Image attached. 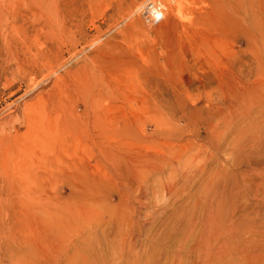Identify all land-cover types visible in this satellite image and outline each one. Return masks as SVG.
Returning <instances> with one entry per match:
<instances>
[{
  "label": "rangeland",
  "instance_id": "obj_1",
  "mask_svg": "<svg viewBox=\"0 0 264 264\" xmlns=\"http://www.w3.org/2000/svg\"><path fill=\"white\" fill-rule=\"evenodd\" d=\"M0 264H264V0H0Z\"/></svg>",
  "mask_w": 264,
  "mask_h": 264
},
{
  "label": "bare ground",
  "instance_id": "obj_2",
  "mask_svg": "<svg viewBox=\"0 0 264 264\" xmlns=\"http://www.w3.org/2000/svg\"><path fill=\"white\" fill-rule=\"evenodd\" d=\"M179 7V11L182 12L183 6L182 4H178ZM145 10V12L147 13L148 16V22L150 23H155V21H160L164 18L165 13H163L162 8L160 5H157V3L154 2H150L145 4L144 6H141V9Z\"/></svg>",
  "mask_w": 264,
  "mask_h": 264
}]
</instances>
